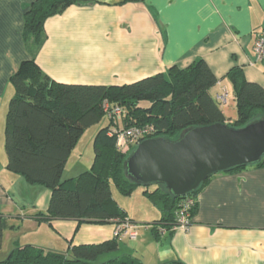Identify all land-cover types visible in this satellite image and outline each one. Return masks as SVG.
Wrapping results in <instances>:
<instances>
[{
	"label": "crops",
	"instance_id": "obj_1",
	"mask_svg": "<svg viewBox=\"0 0 264 264\" xmlns=\"http://www.w3.org/2000/svg\"><path fill=\"white\" fill-rule=\"evenodd\" d=\"M33 1L0 0V147L5 144L6 113L15 92L11 76L31 57L23 30ZM45 28L47 37L34 51L35 61L58 82L122 85L203 58L230 89L227 74L234 66L264 87V60L254 57L256 38L264 29V0H82L50 17ZM216 89L215 85L212 91ZM223 111L234 120L235 101ZM6 163L5 151L0 172L10 171ZM85 168L88 163L76 171ZM196 198L187 227L161 226L162 233L155 237L153 223H148L131 240L128 253L116 250L111 256L130 254L144 264H264V166L215 173ZM1 200L12 201L0 191V204ZM151 208L156 215L145 220L155 221L162 212ZM26 221L36 232L42 226L30 218ZM51 222V239L37 233L31 239L17 235L11 240L7 228L3 247L9 239L12 247L31 243L66 251L72 243H98L115 236L112 222Z\"/></svg>",
	"mask_w": 264,
	"mask_h": 264
},
{
	"label": "trees",
	"instance_id": "obj_2",
	"mask_svg": "<svg viewBox=\"0 0 264 264\" xmlns=\"http://www.w3.org/2000/svg\"><path fill=\"white\" fill-rule=\"evenodd\" d=\"M81 1H33L24 15L25 43L32 41L34 51L38 50L47 37L46 21ZM34 51L11 76L15 92L6 113V167L28 182L50 189L47 213L37 215L49 223L54 219L112 222L116 226L127 221L137 223L113 195L112 184L123 195H131L138 185H144L126 173V160L136 146L119 150V129L148 125L153 128L150 138L175 140L196 126L221 122L241 127L257 120V113L258 119L264 118V87L248 80L239 66L232 67L227 74L237 109V117L230 120L212 91L219 79L203 58L131 83L105 85L58 82L43 72ZM113 108L122 111L120 118L110 115ZM105 114L109 121L94 136L92 166L78 176L63 178L67 161L83 132ZM255 165L264 166V157ZM212 176L188 195L196 198ZM145 193L162 212L152 222V231L159 237L161 226L169 229L177 225L180 202L185 196H173L164 184L146 189ZM191 210L194 214L196 204ZM9 227L0 211V250L4 231ZM121 239L115 235L98 243H72L66 251L31 243L16 244L6 258L0 259V264H144L130 254L96 262L99 255L118 250Z\"/></svg>",
	"mask_w": 264,
	"mask_h": 264
},
{
	"label": "water",
	"instance_id": "obj_3",
	"mask_svg": "<svg viewBox=\"0 0 264 264\" xmlns=\"http://www.w3.org/2000/svg\"><path fill=\"white\" fill-rule=\"evenodd\" d=\"M263 157L264 118L241 127L216 122L190 128L175 140H142L126 160V173L140 184H164L173 196H186L211 175Z\"/></svg>",
	"mask_w": 264,
	"mask_h": 264
},
{
	"label": "rangeland",
	"instance_id": "obj_4",
	"mask_svg": "<svg viewBox=\"0 0 264 264\" xmlns=\"http://www.w3.org/2000/svg\"><path fill=\"white\" fill-rule=\"evenodd\" d=\"M26 45L28 46V52L34 51L35 45L32 43V41L28 42ZM259 117L260 114L257 113L255 114L254 118L258 119ZM108 121L109 116L105 114L100 122L92 124L85 129L77 143V147L75 148L73 155L70 157V160L67 163L63 178L66 179L78 176L81 171L89 169L92 166L95 156L93 147L94 136L96 135L98 129L107 124ZM4 156L5 144L0 147V167L3 163ZM85 163H88V168H85L81 171H76L77 168L82 167L83 165H85ZM6 173L0 172V191L4 194L5 198L11 199L12 201L9 202L6 200L7 203H4L1 200L0 209L3 213H5L4 215L10 225L7 230V234L11 236L9 237V239L12 240L17 235L19 237H27L28 239H31L29 238V236L33 235V237H36L37 233L45 237L50 236L51 239L52 222L49 223L46 220L41 219L42 217L38 218L37 216L39 213H47L51 195L50 193V195L48 196L47 190L50 191V189L41 184L30 183L22 175L14 173L12 171H6ZM17 178H21L20 180L22 181H19ZM157 185H159V183L138 185L131 195H123L119 191V189L114 184H112L114 197L115 195H118L120 201H118V198H115L117 199L119 204L128 212L131 218L137 222L136 224L139 233L143 232L145 230V227L149 226V224H152V222L154 221L145 220L147 219V216L153 219V217L156 215V212L151 208V206L157 208L156 205H154L151 199L147 196L145 190H153ZM159 210L160 209L158 208V211ZM30 214L33 215L32 218L27 217V215ZM28 218L35 220L38 223H42V226L36 223L38 226H40V230L38 232H36L34 229L29 228V224L26 221ZM122 238L123 239H121L120 241V247L118 251L120 250V253H128L130 248L133 246L131 243L132 239H130L129 237ZM8 240H6V244L8 245L4 244V247L0 251V259L6 258L13 248L11 246V242L9 243ZM113 252L116 251H112L111 253L109 251V253L106 252L99 255L96 262H102L113 257L111 256Z\"/></svg>",
	"mask_w": 264,
	"mask_h": 264
},
{
	"label": "built area",
	"instance_id": "obj_5",
	"mask_svg": "<svg viewBox=\"0 0 264 264\" xmlns=\"http://www.w3.org/2000/svg\"><path fill=\"white\" fill-rule=\"evenodd\" d=\"M255 61L264 60V29L258 33L254 45ZM217 89L214 91V98L222 105H228L232 100V91L229 86L219 80L216 84ZM108 109V104L106 105ZM122 111L119 108L111 109L110 115H115L120 118ZM116 130V129H115ZM117 131V130H116ZM153 128L150 126H132L129 128H122L117 131V148L125 150L131 146H137L139 142L144 139L150 138V133ZM196 204V198L186 195L180 202V209L177 214L176 227H187L192 222V208ZM115 235L120 237H129L136 239L139 235L137 224L127 221L121 225L116 226Z\"/></svg>",
	"mask_w": 264,
	"mask_h": 264
}]
</instances>
